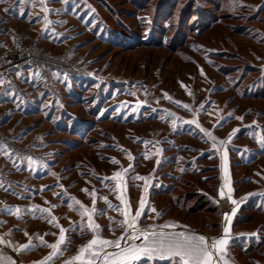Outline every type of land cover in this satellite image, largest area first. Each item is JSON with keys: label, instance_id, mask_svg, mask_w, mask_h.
Segmentation results:
<instances>
[{"label": "rangeland", "instance_id": "374dc122", "mask_svg": "<svg viewBox=\"0 0 264 264\" xmlns=\"http://www.w3.org/2000/svg\"><path fill=\"white\" fill-rule=\"evenodd\" d=\"M88 1L90 6L81 3L75 11H54V33L60 39L51 34L50 39H40L37 44L25 38L42 55L35 70L40 76L30 70L18 75L16 84L26 85V91L0 102V127L6 135L0 136V146L6 144L12 153L10 157L0 151V198H24L25 211L33 203L26 198H53L51 203H42L43 212L38 210V214L45 213L37 222L40 226H50L53 214L64 219L60 214L67 212L68 204L58 203L59 198H99L104 191L112 197L120 195L119 186L100 176L118 169L122 173V167L131 163L132 121L148 125L153 117L161 120L162 110L151 107L156 97L165 101L164 96L156 95L160 88L177 87L178 80L193 74L200 62L218 70L221 78L232 74L233 80L227 81L234 85L239 79L241 82L242 68L253 59V51H264L253 41L257 39L229 30V23H240L229 22L226 15L222 25L211 30L201 31L199 23L201 9L218 15L253 14L259 0H223L221 12L213 11L211 0H170L164 7L160 6L163 0ZM147 1H151L149 5ZM252 25L258 26L257 35L264 36L263 26ZM27 31L38 29L28 26ZM227 49L234 55L226 54ZM28 157L36 162L32 168ZM177 184L175 196L187 192L184 186L193 183L180 178ZM223 203H214L221 214L234 207L229 204L223 211ZM109 211L103 214L112 221ZM179 211L174 210L176 214ZM206 215L186 217L206 224L215 222L216 217L205 219ZM7 220L16 228L33 225L15 211ZM43 250L48 255L49 245ZM263 253L241 255V259L249 264Z\"/></svg>", "mask_w": 264, "mask_h": 264}, {"label": "crops", "instance_id": "0c3cea01", "mask_svg": "<svg viewBox=\"0 0 264 264\" xmlns=\"http://www.w3.org/2000/svg\"><path fill=\"white\" fill-rule=\"evenodd\" d=\"M81 3L91 5L88 0H69L68 3L65 0L50 3L47 0H5L0 3V56L15 47L18 38L38 44L40 39H50L51 34L54 37V11L49 10L63 9L68 13L67 9L75 11ZM258 4V8H264V0H259ZM28 26L38 31L29 33ZM261 30L264 32V28ZM261 39L253 41L264 49V36ZM225 51L234 55L230 49ZM260 52L253 51V59L244 64L246 73L240 84L230 85L227 80H233L232 74L221 78L218 70L200 62L193 74L178 80L177 87L158 90L156 95L161 94L165 101L161 103L156 97L151 107L162 110L161 120L152 116L148 125L132 121L131 163L126 164L125 169L122 167L120 177L115 175L120 169L113 174L103 172L100 176L119 186L120 195L112 197L104 191L99 198H59L58 203L68 204L67 212L60 214L65 216L63 220L53 214L50 226L37 224L45 215L38 214V210L44 209L42 203H51L53 198H26L33 202L26 211L22 204L24 198H0V210H4L0 213V260L3 264H87V245L92 239L120 240L121 247L129 243L142 245L143 238L127 239L133 228L137 233L145 230L142 236L155 231L166 237H204L209 245L226 239V245L209 249L210 264H247L241 255L264 251V144L261 143L264 141V94L259 90H264V81H260L259 87L248 84L255 76L254 80H264V51ZM19 83L5 91L19 96L26 86ZM256 89L260 92L258 95H255ZM7 98L0 93V102ZM240 117L242 119H238ZM1 128L0 135L6 138ZM191 176L200 179L194 181L188 178ZM180 178L193 183L184 187L193 190L198 195L196 198L185 197L184 193L175 196ZM199 198L203 199L202 203ZM217 201L224 202L223 211L229 204L234 207L227 208L223 214L218 210L212 213ZM108 210L114 212L110 215L112 221H107L103 214ZM251 210L254 212L249 215ZM14 211L33 225L16 228L7 220ZM186 213L191 217L207 213L205 219L214 216L216 220L206 224L197 218L188 219ZM89 223L93 224L92 228L88 227ZM61 228L64 229L63 243L60 242ZM225 228L229 230L227 234ZM47 236H50L48 240ZM54 244L57 247H51ZM27 245L34 247H25ZM46 245L50 247L48 255H44ZM81 247L85 252L80 251ZM106 250L118 251L111 246ZM77 256L81 259L76 260ZM178 262L183 264L179 257L157 255L147 259L141 253V258L130 264ZM249 264H264V255Z\"/></svg>", "mask_w": 264, "mask_h": 264}, {"label": "snow or ice", "instance_id": "6c2138e0", "mask_svg": "<svg viewBox=\"0 0 264 264\" xmlns=\"http://www.w3.org/2000/svg\"><path fill=\"white\" fill-rule=\"evenodd\" d=\"M5 2V0H0V3ZM47 2H52V0H47ZM69 0H65V3H68ZM7 11V9H6ZM49 11H58V10H49ZM23 15V13H21ZM47 18V17H45ZM51 23V21L49 22ZM55 39H60L58 35H55ZM35 77H39V71L34 72ZM3 84V78L0 77V85ZM11 84V81H9ZM3 95L12 98L13 96H17L18 94L12 93L11 91L3 92ZM187 108V105H184ZM231 115V114H229ZM242 119V117L238 118ZM238 131V130H236ZM147 143V142H145ZM264 144V141L261 142ZM0 151H6L7 145L0 146ZM8 155L11 157L12 153L8 152ZM21 160H24L25 157L21 156ZM115 162V161H114ZM28 167L32 168L35 166V161L32 160L30 157L27 158ZM17 170H19V165H16ZM116 177H120L121 173L117 172ZM138 179H145L144 177H138ZM0 187H3L0 184ZM94 194V193H93ZM57 195H60L59 193ZM107 199L106 197L104 198ZM234 204L236 201H232ZM4 210H0L2 213ZM17 211H20L17 209ZM35 211V210H31ZM43 212V209H40ZM95 212L96 210L93 208L92 210ZM137 217L140 216V213H136ZM89 228L93 227V224L89 223ZM96 228H99L98 225H95ZM167 227V226H165ZM228 228L224 229V233H228ZM64 229L61 228V236L60 242H64ZM145 233V230L141 229L139 233L135 231L133 228L132 234L127 235V239L129 241H135L137 239L143 238L144 243L139 246H135L132 243H129L123 247H121L120 240H107V239H92L90 243L87 245V264H96L97 261L100 264H130L131 261H135L141 258V253H143L144 257L150 259L155 256H159L161 258L168 256V257H179L183 264H210V260L208 259L209 256V249L215 248L217 245H226L228 241L226 239H220L218 241L213 242L211 245L207 244L204 237H199L198 239L195 237H186V236H176V237H166L162 233L158 234L155 231L150 232L149 234H142ZM123 239V237H122ZM2 241V238H0ZM114 247L118 249L116 252H108L106 249L107 247ZM25 247H34V245H27ZM51 247L55 248L57 245H51ZM80 251L83 253L85 252L84 247H81ZM222 253V249H221ZM76 260H80L81 257L77 256ZM0 264H3V261L0 260ZM179 264V262H178Z\"/></svg>", "mask_w": 264, "mask_h": 264}, {"label": "trees", "instance_id": "16d2710c", "mask_svg": "<svg viewBox=\"0 0 264 264\" xmlns=\"http://www.w3.org/2000/svg\"><path fill=\"white\" fill-rule=\"evenodd\" d=\"M218 1H216V2H215V0H211L210 1V4L213 6L212 9L215 12L216 11L221 12V11L224 10L223 9V4H221V1L223 3V0H218ZM228 1H230V0H228ZM232 1H235V0H232ZM150 2L151 1H147L148 5H149ZM165 2H169L170 3V0H163L161 2L162 5H160V6L164 7V5H166V4H164ZM169 8H170V6H169ZM208 11L209 10H207V9H201L200 10V13H201L200 18L201 19H200L199 23L202 26L201 31H204V30L207 31L209 29L211 30V29L215 28L218 25H222L221 23L223 22L224 15H226L225 17H227L229 22H239L240 23V24H230L228 22L229 23V25H228L229 28L228 29L232 30L234 33H236V35H241V36H245V37L254 38V39H257V41H261L262 40L261 39L262 35L261 34L260 35L256 34L258 26L252 25V23L264 27V8L263 7L258 8L253 14L250 13V14H244V15L236 14L235 12L234 13H231V12L223 13L222 12L221 15H218V14H211V12H208ZM185 26H187V25H184V27ZM185 39H186V37H185ZM182 43L184 45V43H186V42L184 41ZM247 69H248V67H247ZM242 71H244V68H242ZM254 71L257 72V70H254ZM245 73H246V71H244V73L241 76V82L243 80V75H245ZM224 74H226V73H224ZM226 76H228V73H227ZM260 81L263 82L264 80L263 79H256L253 82V85L259 87V84H261ZM241 82H240V79H239V83H241ZM259 90H260V92L263 91L262 93L264 94V90L263 89L259 88ZM260 92L257 90L255 95H258ZM185 186L189 187V185H185ZM184 192L185 191H180V194L184 193ZM184 195H187L188 198H191V199H194V198H196L198 196L193 190H187V192H185ZM199 200H201V203H202L203 199L199 198ZM212 210H213L212 211V213H213L214 211L217 210V208L212 209ZM251 219H252V216L249 217V220H251Z\"/></svg>", "mask_w": 264, "mask_h": 264}, {"label": "built area", "instance_id": "2783aa9c", "mask_svg": "<svg viewBox=\"0 0 264 264\" xmlns=\"http://www.w3.org/2000/svg\"><path fill=\"white\" fill-rule=\"evenodd\" d=\"M41 57L34 43H27L23 37L18 38L15 47L0 56V77L3 78L0 93L3 94L9 86H14L18 75L38 69Z\"/></svg>", "mask_w": 264, "mask_h": 264}]
</instances>
